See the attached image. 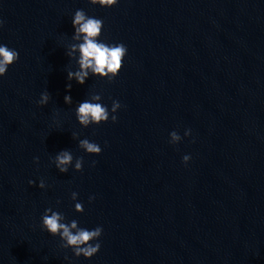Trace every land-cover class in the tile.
Wrapping results in <instances>:
<instances>
[{
  "label": "water",
  "instance_id": "obj_1",
  "mask_svg": "<svg viewBox=\"0 0 264 264\" xmlns=\"http://www.w3.org/2000/svg\"><path fill=\"white\" fill-rule=\"evenodd\" d=\"M76 10L101 19V38L127 55L111 83L89 77L66 93ZM0 21V43L18 52L0 79V264H264V0H0ZM93 93L121 104L115 124L76 123ZM63 149L81 172L50 164ZM46 208L100 226L97 254L76 259L42 231Z\"/></svg>",
  "mask_w": 264,
  "mask_h": 264
},
{
  "label": "clouds",
  "instance_id": "obj_2",
  "mask_svg": "<svg viewBox=\"0 0 264 264\" xmlns=\"http://www.w3.org/2000/svg\"><path fill=\"white\" fill-rule=\"evenodd\" d=\"M93 7L102 9H111L115 7L119 0H88ZM72 36L71 43L64 54L69 60H75L76 69L66 71L65 92L71 90V82L84 86L89 77L99 80H105L111 83L117 78L122 70L123 61L127 55V48L123 43L110 42L102 39L103 21L99 18L88 16L83 10H76L71 17ZM4 23L0 21V29H3ZM18 61V52L0 43V79H2L14 63ZM50 100L47 90L41 92L36 106L45 107ZM63 103L68 106L72 104L71 97L65 95ZM121 109V104L115 100L111 102L110 108L102 103V97L98 93H93L88 98L76 104L74 108V117L80 128L99 127L102 124L117 122L116 113ZM54 124L57 122L53 121ZM190 136V130L185 129L183 137L187 139ZM73 139H77V147L85 155L99 156L101 149L95 142H90L87 138L79 139L74 134ZM181 136L176 131L169 133L168 143L172 146L181 142ZM190 161L189 155L181 158V163L187 165ZM59 174H67L71 167L74 172H81L83 160L81 158L73 159L71 152L67 149L60 150L49 161ZM33 163H38L37 158H33ZM93 166L95 161L92 162ZM29 187L33 186V181H28ZM39 190L45 189V182L40 180L35 185ZM70 199L73 202V210L76 214H82L83 206L77 202V193L72 192ZM94 197L89 196L88 203L91 204ZM59 205V201L56 202ZM40 229L53 238H58L62 243L60 247L65 250H71L72 256L76 259L83 258L89 260L95 256L100 248V237L102 228L100 226L94 229L78 227L76 220L66 221L63 213L46 208L40 217ZM67 264L71 260L64 257Z\"/></svg>",
  "mask_w": 264,
  "mask_h": 264
}]
</instances>
